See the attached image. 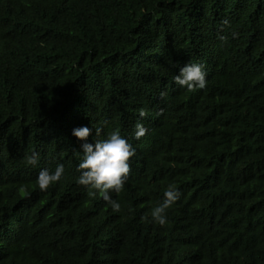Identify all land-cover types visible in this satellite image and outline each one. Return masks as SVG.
Instances as JSON below:
<instances>
[{
  "label": "trees",
  "instance_id": "1",
  "mask_svg": "<svg viewBox=\"0 0 264 264\" xmlns=\"http://www.w3.org/2000/svg\"><path fill=\"white\" fill-rule=\"evenodd\" d=\"M82 125L135 148L119 212L75 182ZM0 264H264V0H0Z\"/></svg>",
  "mask_w": 264,
  "mask_h": 264
},
{
  "label": "clouds",
  "instance_id": "2",
  "mask_svg": "<svg viewBox=\"0 0 264 264\" xmlns=\"http://www.w3.org/2000/svg\"><path fill=\"white\" fill-rule=\"evenodd\" d=\"M228 20L222 21L227 25ZM233 33V38L235 37ZM225 41V36H220ZM206 71L203 63L189 62L179 67L178 73L173 76V81L180 88L187 91H195L206 87ZM165 93H161L163 96ZM146 112L141 109L140 116ZM107 123V122H105ZM92 131L88 126L82 125L72 129V136L82 141L80 159L76 165L79 173L75 182L89 190L90 196L99 194L113 212L121 210V203L114 199L112 193L119 194L125 185L130 172V161L136 155L135 148L128 139L121 135L119 128L109 131L101 137V128L95 130L93 142H87ZM148 129L141 122L134 125L132 136L139 140L144 137ZM26 163L36 167L39 165L40 154L33 151L26 155ZM65 174V167L57 163L54 170L41 168L37 174L35 183L40 190L46 191L50 186L59 182ZM181 193L175 183H168L163 192V198L152 206L145 219L150 216L151 222L165 226L168 221V210L180 199Z\"/></svg>",
  "mask_w": 264,
  "mask_h": 264
}]
</instances>
